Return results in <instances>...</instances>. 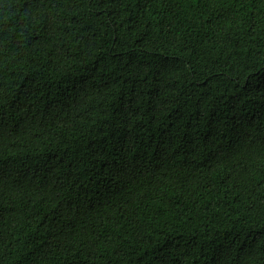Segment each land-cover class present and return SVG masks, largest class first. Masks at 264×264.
Here are the masks:
<instances>
[{"label": "trees", "instance_id": "1", "mask_svg": "<svg viewBox=\"0 0 264 264\" xmlns=\"http://www.w3.org/2000/svg\"><path fill=\"white\" fill-rule=\"evenodd\" d=\"M0 264H264V0H0Z\"/></svg>", "mask_w": 264, "mask_h": 264}]
</instances>
